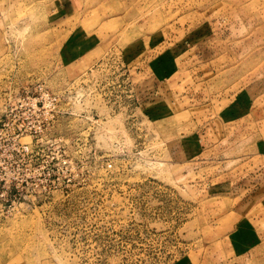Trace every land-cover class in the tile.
I'll use <instances>...</instances> for the list:
<instances>
[{"label":"rangeland","instance_id":"374dc122","mask_svg":"<svg viewBox=\"0 0 264 264\" xmlns=\"http://www.w3.org/2000/svg\"><path fill=\"white\" fill-rule=\"evenodd\" d=\"M0 7V111L55 98L0 156V264H264V0Z\"/></svg>","mask_w":264,"mask_h":264},{"label":"built area","instance_id":"2783aa9c","mask_svg":"<svg viewBox=\"0 0 264 264\" xmlns=\"http://www.w3.org/2000/svg\"><path fill=\"white\" fill-rule=\"evenodd\" d=\"M30 92L24 91L17 102H7L0 111V156L6 157L7 151L22 156L36 155L37 144L42 139L46 126L55 118V98L43 87ZM51 140V139H50ZM49 142H53L50 141ZM9 142H17L8 148ZM15 200H0V219L5 218L8 207Z\"/></svg>","mask_w":264,"mask_h":264},{"label":"crops","instance_id":"0c3cea01","mask_svg":"<svg viewBox=\"0 0 264 264\" xmlns=\"http://www.w3.org/2000/svg\"><path fill=\"white\" fill-rule=\"evenodd\" d=\"M1 1V0H0ZM1 13H3V10H2V8L0 7V15H1ZM0 20H1V16H0Z\"/></svg>","mask_w":264,"mask_h":264}]
</instances>
